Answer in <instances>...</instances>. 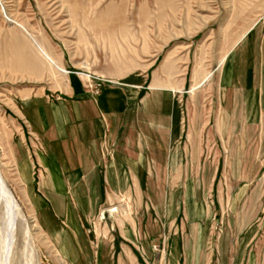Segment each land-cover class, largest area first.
I'll return each mask as SVG.
<instances>
[{
	"label": "rangeland",
	"instance_id": "obj_1",
	"mask_svg": "<svg viewBox=\"0 0 264 264\" xmlns=\"http://www.w3.org/2000/svg\"><path fill=\"white\" fill-rule=\"evenodd\" d=\"M263 58L264 0H0V264L170 263L163 237L150 242V255L126 247L115 230L107 248L113 262L77 263V248L64 251L38 225L10 141L20 131V113H32V100L63 98L75 79L94 97L125 85L126 96L128 89L134 92L126 133L138 129L139 114L147 135L163 128L172 143L184 144L194 118L203 133L196 201L204 202V220L211 224L205 242L211 261L204 264H264V107L248 136L216 134L242 130L244 94L251 86L259 89ZM232 62L234 79L225 89L221 81ZM16 72L30 77H14ZM140 175L142 211L161 212L163 200L152 198L159 186L155 168ZM174 202L181 210L182 199ZM121 211L110 206L97 227L106 229L110 213ZM85 233L90 245L93 232ZM88 245L85 253L95 254L97 247Z\"/></svg>",
	"mask_w": 264,
	"mask_h": 264
},
{
	"label": "crops",
	"instance_id": "obj_2",
	"mask_svg": "<svg viewBox=\"0 0 264 264\" xmlns=\"http://www.w3.org/2000/svg\"><path fill=\"white\" fill-rule=\"evenodd\" d=\"M252 56L251 50L250 69ZM261 61L259 89L251 86L244 94L242 130L234 133L220 128L218 136H248L257 130L264 107V58ZM233 65L227 81H221L225 89L233 82ZM128 91L126 96L125 85L94 97L75 79L64 88L65 97L54 101L36 98L30 103L32 113L27 117L20 113L28 125L21 116L24 125L10 141V153L37 223L48 236L60 240L64 251L77 248L73 255L77 263L113 262L111 250L107 253L113 247L111 230L126 241V247L142 248L150 255V242L159 244L163 237L169 264L209 263L211 253L205 245L211 224L204 220V202L196 201L195 185V168L202 166L197 161L203 151V133L194 128L193 118L185 133L187 142L172 143L163 128L147 135L142 128L147 123L139 114L134 119L138 129L126 133V107L135 99L134 92ZM149 168H155L159 183L152 198L163 200L159 202L161 212L155 209L153 215L141 207L140 174ZM162 183H166L164 189ZM177 198L182 199L181 210L174 202ZM110 206L123 211L116 216L110 213L112 220L100 229L97 226ZM127 206L131 211H126ZM195 217L202 221L195 222ZM87 230L93 232L91 243L97 247L90 256L83 249L90 241L84 237Z\"/></svg>",
	"mask_w": 264,
	"mask_h": 264
},
{
	"label": "bare ground",
	"instance_id": "obj_3",
	"mask_svg": "<svg viewBox=\"0 0 264 264\" xmlns=\"http://www.w3.org/2000/svg\"><path fill=\"white\" fill-rule=\"evenodd\" d=\"M41 51H42V53L45 55V57H47V58L50 60V62L53 63L52 59H50V57L46 54V52H45L43 49H42ZM6 69H7V68H6ZM60 70L63 71V72H65V70H64L63 68H61ZM29 72H30V71H29ZM15 74H16V75H15L14 77H17V78H19V77H20V78H23V77H26V78L28 77V78H29V77H30L29 74L24 75V74H20V73H19V74H18L19 76H17V72H16Z\"/></svg>",
	"mask_w": 264,
	"mask_h": 264
}]
</instances>
